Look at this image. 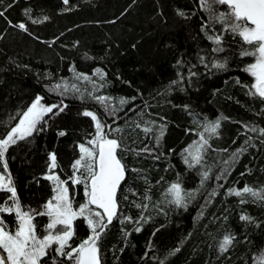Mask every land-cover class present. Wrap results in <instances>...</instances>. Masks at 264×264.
Masks as SVG:
<instances>
[{
  "label": "trees",
  "instance_id": "1",
  "mask_svg": "<svg viewBox=\"0 0 264 264\" xmlns=\"http://www.w3.org/2000/svg\"><path fill=\"white\" fill-rule=\"evenodd\" d=\"M9 3L13 6L5 12L6 18L0 17V137L18 123L19 114L37 95L47 105L61 99L67 105L59 115L45 117L42 131L18 141L6 153L21 207L43 211L52 198L53 182L45 178L50 153L56 155L60 178L68 180L72 175L71 165L80 155L78 146L95 134L94 122L82 115L87 109L105 125L121 129L110 138L119 139L129 149L122 153L128 169L139 170L126 174L118 194L120 211L138 218L141 210L132 202L142 203L151 185L148 194L152 201L143 213L151 220L137 233L134 224L121 225L114 219L100 241L102 264H159L161 260L165 264H264V202H254L249 196L241 204L239 197L227 195L229 188L264 187V136L245 135L243 127H264V101L249 96V89L242 86L253 82L244 68L254 59L240 55L249 46L224 31L221 23L201 9L199 0H68L67 4L64 0H2L0 10ZM26 9L31 10L30 16L25 15ZM213 10L226 13L228 8L214 4ZM21 22L27 32L14 27ZM202 25H207V35L201 31ZM211 35L223 37V52L212 51L216 45L208 39ZM200 57L205 58L204 63ZM214 61H226V68H212ZM95 69L106 73L103 80L93 75ZM190 71L196 75L190 76ZM77 73L90 76L94 84L77 80ZM180 76L183 81L172 85ZM61 82L76 84L84 99L72 91L61 97L50 90ZM94 85V95L111 97L105 105L88 96ZM121 98L128 103L122 105ZM219 117L228 119L221 120L219 135L209 140L211 148L201 165L189 168L183 160L184 149L199 139L205 118L214 121ZM160 125L166 128L157 146ZM145 127L152 132L145 133ZM61 131L64 136L58 135ZM248 136L255 147L248 146L217 180L225 172L223 161ZM146 147L150 151H143ZM205 171L209 179L201 187ZM178 178L186 192L196 193L195 199L187 201V208H176L165 199L166 189ZM68 187L70 194L76 191L77 200L84 199L82 185L75 187L68 180ZM213 190L216 195L210 197ZM8 195L0 192V204ZM155 204L163 211L154 208ZM1 214L14 230V214ZM242 214L251 221H242ZM35 222L41 231L47 217L36 216ZM74 228V244H79L89 229L83 218L74 222ZM125 231L130 233L126 239ZM225 234L235 239L221 253L219 245ZM177 248L179 251L169 255Z\"/></svg>",
  "mask_w": 264,
  "mask_h": 264
},
{
  "label": "snow or ice",
  "instance_id": "2",
  "mask_svg": "<svg viewBox=\"0 0 264 264\" xmlns=\"http://www.w3.org/2000/svg\"><path fill=\"white\" fill-rule=\"evenodd\" d=\"M0 3H2V0H0ZM64 3L67 4L68 0H64ZM214 4L226 5L228 11L226 13H216L213 10ZM199 5L201 9L211 14V18L215 22L223 25L224 31L239 36L243 43L249 46L242 49L240 55L254 59V62L248 63L244 68V71L253 78V82L250 85L242 86L249 89L247 92L249 96L258 97L261 101H264V0H199ZM12 6V3H9L4 10H0V17H5V12ZM30 12V9H26L25 15L30 16ZM178 15L188 18L183 11H178ZM43 19L47 20L48 17L45 16ZM39 22L41 21H32V23ZM14 27L25 32L28 31L26 24L23 22L15 24ZM206 28L207 25L201 26V31H205L207 35ZM208 39L216 45L212 49L214 53L224 51L221 46L223 40L221 35H211L208 36ZM204 59V57H200L201 63H204ZM205 67H208V65L205 64ZM211 67L217 70L225 69L226 61H214ZM93 75L103 80L106 73L102 69H95ZM189 75L195 76L196 73L190 71ZM76 79L86 80L94 84L92 78L83 73H77ZM183 79L184 77L180 76L178 80L172 81L171 84L180 83ZM237 83H240V81L238 80ZM103 86L100 85V87ZM50 90L56 91L61 97L72 91L74 94L79 93L78 99H84L83 93L76 84L56 83L51 86ZM95 90L94 85L93 91L88 92L91 99L102 105L111 100V97L94 95ZM43 99L42 96L37 95L26 111L19 114L18 123L0 137V192L10 194L0 204V213H14L16 221L15 229L9 230L7 223L0 218V264H48L49 259L51 264H64L65 261L67 264H102L100 241L114 219L119 220L121 225L125 223L134 224V231L137 233L142 230L144 224L151 220V216L143 214L148 210L152 201L151 196L148 194L151 191V185L149 184L146 188L142 203L132 202L137 209L141 210V215L138 218L133 219V217L126 216L120 211L121 202L118 194L121 192L122 183L126 182V174L128 171L138 172L139 170L128 169L123 162L122 153L129 151V149H126L119 139L110 138L111 133L119 132L121 129H112L111 126L105 125L94 112L86 109L82 112V115L90 117L94 122L95 134L92 139L87 141V146L85 144L78 146L80 155L71 165L73 173L68 178L72 185H83L84 202L80 203L78 208H73L74 196L70 197L68 180H62L59 175L52 173V170L56 169L58 165L56 155L50 153L49 172L52 174L47 175L45 178L53 182L54 195L43 206V211L23 210L17 197L16 188L8 173L6 153L9 147L17 144L18 141L31 137L34 132L42 131L43 128L40 126L47 123L46 116L49 114L59 115L67 107L63 99L59 103L51 105L42 103ZM120 103L123 105L128 101L121 98ZM222 119L228 118L219 117L214 121L205 118L202 125L203 131L198 133L199 139L194 140L192 144L184 149V153H182L183 160L189 168L201 165L204 154L211 148L209 140L219 135ZM243 127L245 128V135L247 132H252L264 136V127L248 124ZM105 128H108L109 131L106 132ZM165 128L166 125L159 126L158 134L155 136L157 146H159V142L164 135ZM143 130L145 133L152 132V128L149 127H145ZM58 135L64 136L65 132L61 131ZM252 139L251 136H248L243 145L232 152L228 160L223 161L225 172L217 176V180L224 177L230 166L247 151L248 146L255 147L251 143ZM261 143L264 144V140ZM143 151L150 150L146 147ZM208 179V171L201 173V187ZM145 183H148L147 180H145ZM128 191L132 192L133 195L136 194L131 188ZM215 195V190L209 194L210 197ZM227 195L239 197L241 204L247 203V197L249 196L253 198L254 202L257 200L264 202V187L253 189L245 185L242 189L229 188ZM195 196V192H186L183 189L179 178L176 182L171 183L165 192L167 203L174 205L176 208H187V201L195 199ZM123 199L128 200V196L124 195ZM152 206L161 212L163 211L159 208V204ZM36 216L48 217V223L44 226L45 234L42 236L38 233L37 225L33 222ZM78 218L84 219L89 234L79 244H74L73 238L76 235L74 221ZM240 219L251 221L252 218L242 214ZM156 231H159V229ZM129 235L130 233L124 232L125 239ZM153 235H155V232H153ZM234 239L235 237L231 234H225L219 245L220 252L228 251ZM148 247H152L151 243ZM176 251H179V248L170 252L169 255H174ZM159 264H165V262L161 260Z\"/></svg>",
  "mask_w": 264,
  "mask_h": 264
},
{
  "label": "rangeland",
  "instance_id": "3",
  "mask_svg": "<svg viewBox=\"0 0 264 264\" xmlns=\"http://www.w3.org/2000/svg\"><path fill=\"white\" fill-rule=\"evenodd\" d=\"M43 103V102H42ZM47 105V104H46ZM49 105H51V104H49ZM86 146H87V143L85 144ZM52 173H55L56 175H58V173L56 172V169H53L52 170ZM52 173H50V172H48V174L47 175H49V174H52ZM79 174V173H78ZM6 179H7V177H6ZM75 187L77 186V185H74ZM82 187H83V185H82ZM76 189V188H75ZM69 194H70V192H69ZM77 193H76V191L74 192V194L72 195V194H70V197H73L74 196V200H73V208L74 209H76V208H78V205L80 204V203H83L84 202V200H85V197H84V199L82 200H77V195H76ZM54 195V194H53ZM23 209V208H22ZM24 210V209H23ZM14 214V213H13ZM0 218H2L3 220H4V218L2 217V214L0 213ZM14 218H15V215H14ZM5 221V220H4ZM6 222V221H5ZM35 224H36V222H35V219H34V221H33ZM75 222V221H74ZM48 223V217H47V222H46V224ZM45 224V225H46ZM44 225V226H45ZM15 227H16V221H15V224H14V229H15ZM9 230H11V228L9 227ZM37 231H38V229H37ZM38 233L42 236V235H44L45 234V232H44V227H42V229H41V231H38ZM49 262H48V264H51L50 263V259L48 260Z\"/></svg>",
  "mask_w": 264,
  "mask_h": 264
}]
</instances>
